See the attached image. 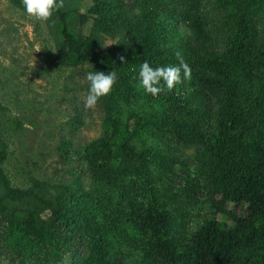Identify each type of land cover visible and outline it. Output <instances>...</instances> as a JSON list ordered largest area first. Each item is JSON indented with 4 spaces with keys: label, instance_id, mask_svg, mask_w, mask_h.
Masks as SVG:
<instances>
[{
    "label": "trees",
    "instance_id": "trees-1",
    "mask_svg": "<svg viewBox=\"0 0 264 264\" xmlns=\"http://www.w3.org/2000/svg\"><path fill=\"white\" fill-rule=\"evenodd\" d=\"M82 1L44 24L60 66L118 74L102 133L77 150L89 186L31 171L14 185L0 137V264H264V0ZM177 52L191 78L145 93L141 65Z\"/></svg>",
    "mask_w": 264,
    "mask_h": 264
},
{
    "label": "rangeland",
    "instance_id": "rangeland-1",
    "mask_svg": "<svg viewBox=\"0 0 264 264\" xmlns=\"http://www.w3.org/2000/svg\"><path fill=\"white\" fill-rule=\"evenodd\" d=\"M92 1L76 6L90 14ZM115 41L107 39L103 49ZM86 68L60 66L44 22L0 0V101L8 108L1 117L0 137L9 145L4 168L14 185L26 187V174L31 171L55 184L79 175L83 186H89L77 150L100 136L104 115L98 103L94 108L85 107ZM64 141H70L71 160L67 163L60 159L59 145ZM184 154L177 153L178 169L185 166L184 161L195 163L194 149Z\"/></svg>",
    "mask_w": 264,
    "mask_h": 264
},
{
    "label": "clouds",
    "instance_id": "clouds-1",
    "mask_svg": "<svg viewBox=\"0 0 264 264\" xmlns=\"http://www.w3.org/2000/svg\"><path fill=\"white\" fill-rule=\"evenodd\" d=\"M65 7V0H22L24 14L36 21L51 22L56 12ZM179 63L153 67L144 62L139 71V82L145 93L153 96L166 87L169 91L178 84L191 78V68L183 59L180 52L176 53ZM123 59V58H122ZM85 79L88 82L87 93L84 97L86 108H94L97 102L107 96L118 80L115 70L88 71Z\"/></svg>",
    "mask_w": 264,
    "mask_h": 264
}]
</instances>
